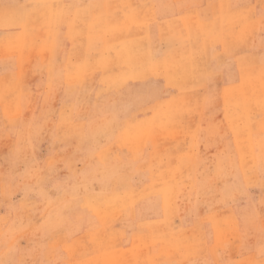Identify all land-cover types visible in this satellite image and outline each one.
Listing matches in <instances>:
<instances>
[{"label":"rangeland","instance_id":"1","mask_svg":"<svg viewBox=\"0 0 264 264\" xmlns=\"http://www.w3.org/2000/svg\"><path fill=\"white\" fill-rule=\"evenodd\" d=\"M0 264H264V0H0Z\"/></svg>","mask_w":264,"mask_h":264},{"label":"bare ground","instance_id":"2","mask_svg":"<svg viewBox=\"0 0 264 264\" xmlns=\"http://www.w3.org/2000/svg\"><path fill=\"white\" fill-rule=\"evenodd\" d=\"M55 3V2H54ZM52 9V8H51ZM25 50V49H24ZM27 51V50H26ZM144 54H146V53H144ZM130 59H132V57H130ZM147 59H149V58H147ZM149 61V60H148ZM148 61H147V63H148ZM138 63H140L141 65H144V62L143 61H140V62H138ZM149 64V63H148ZM229 83V82H228ZM232 83V82H231ZM188 99V98H187ZM178 101V100H177ZM176 101V102H177ZM184 104V101H180L179 102V104H178V106H182ZM170 107V106H169ZM176 110H175V108L173 109V110H171V111H164V115H167L168 117L169 116H171L172 118H174L175 117V115H174V112H175ZM171 118V119H172ZM170 120V119H169ZM168 121V120H167ZM163 121H162V119L160 120H158V122H154V123H151V124H159V123H162ZM150 124V123H149ZM251 125V124H250ZM151 126V125H150ZM255 126H256V124H255ZM251 127H253L252 125H251ZM257 127V126H256ZM141 132H143V131H141ZM136 134H138L137 132H134V133H131V135L133 136V135H136ZM140 134V133H139ZM246 134V133H245ZM248 134H249V136L248 135H246V136H248V138H247V141H246V143H247V147H248V150H252L253 148L252 147H255V143H254V136H253V133H252V131H251V129H250V131L248 132ZM245 136V137H246ZM129 137H131L130 135H129ZM128 137V140L131 142V143H133V141H132V139L131 138H129ZM237 141V140H236ZM244 143V142H243ZM246 143H244V146L246 145ZM176 171L178 170L177 168L175 169ZM179 188H182L180 185H178V184H173V185H171V184H167V186H166V188H164V193L166 194V198L165 199H169L170 198V196L172 195V196H174V197H176V195L177 194H179ZM217 223H218V225H219V227L218 228H220V231H221V234H222V237H224V235H225V237L228 235V231L230 230V226H228L227 227V225H224V223H220V222H218L217 221ZM231 224V223H230ZM232 225H234V224H232ZM235 226V225H234ZM218 230V229H217ZM159 235V234H158ZM173 235V234H172ZM160 236H162V235H160ZM164 236V235H163ZM162 236V237H163ZM220 236V235H219ZM157 237V236H156ZM229 237V236H228ZM227 237V238H228ZM163 239V238H162ZM222 239V238H221ZM154 240V239H153ZM224 240V239H223ZM222 240V241H223ZM221 243V242H220ZM147 253H150V251H148ZM150 260V259H149Z\"/></svg>","mask_w":264,"mask_h":264}]
</instances>
